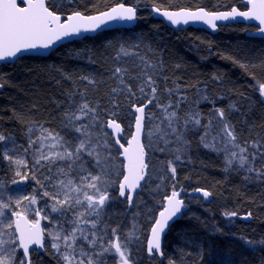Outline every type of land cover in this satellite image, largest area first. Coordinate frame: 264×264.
I'll return each instance as SVG.
<instances>
[{"label":"snow or ice","instance_id":"snow-or-ice-1","mask_svg":"<svg viewBox=\"0 0 264 264\" xmlns=\"http://www.w3.org/2000/svg\"><path fill=\"white\" fill-rule=\"evenodd\" d=\"M73 2L67 0L69 5ZM60 7L55 0H0V61L50 50L57 42L95 33L112 21L137 19V9L123 3L97 14L64 13ZM246 8L153 11H160L173 25L202 21L213 29L217 20L242 17L257 21L258 32L264 34V0H247ZM141 44L139 38L110 42L114 55L107 78L79 76L85 87L66 90L65 100L53 101L57 114L51 119L36 120L14 111L24 143L13 131L0 129L2 171L5 177L11 173L8 179L0 178V264H38L33 259L38 249L49 253L56 264H109V257L112 264H135L131 245L140 239L138 225L133 222L125 230L120 222L114 224L117 214L109 211V205L122 198L132 207L134 197L139 196L137 189H143L141 182L148 185L154 179L160 181L156 189L167 181L171 191L163 196L162 210L152 220L146 250L150 257L164 258L162 241L170 222L188 215L189 206L181 196L184 189L177 188V169L189 158L193 140L218 156L223 154L224 172L243 170L264 180V115L259 123L249 122L252 104L247 110H242V101L229 100L224 106L219 101L227 97L213 94L207 82L182 84L180 77H168L163 60L157 63L140 54ZM250 75L264 98V79ZM65 79L71 77L65 74ZM211 79L221 77L214 74ZM6 83L0 74V89ZM102 87L107 90L96 97ZM240 95L247 99L244 93ZM234 113H239L235 121ZM127 117L134 131L122 135ZM57 120L58 129L51 126ZM154 159L159 160V167L152 163ZM29 181L30 192L22 187ZM192 191L204 200L213 196L205 188ZM223 215L232 218L238 212L224 210ZM251 216L249 211L243 219ZM42 221L46 222L43 226ZM242 239L255 247L253 241ZM168 264L178 262L169 257Z\"/></svg>","mask_w":264,"mask_h":264},{"label":"trees","instance_id":"trees-1","mask_svg":"<svg viewBox=\"0 0 264 264\" xmlns=\"http://www.w3.org/2000/svg\"><path fill=\"white\" fill-rule=\"evenodd\" d=\"M244 1L74 0L69 5L67 0H55L61 5L59 10L64 13L79 10L94 14L118 3L134 6L138 10L137 24L131 29L103 31L95 37L66 43L47 57L25 56L15 63L1 65L0 74H4L7 83L0 92V129L13 131L24 143L22 125L13 118L14 111L24 112L36 120L51 119L57 114L53 101L65 100L66 90H83L85 87L86 82L81 81L79 76L107 78L114 55L110 42H134L138 38L142 40L138 49L140 54L157 63L163 60L165 75L180 77L179 82L182 84L207 82L213 94L223 93L227 97L219 101L221 105L226 106L229 100L242 101V110H247L248 105L252 104L249 122L255 120L259 123L264 115V104L250 73H255L256 79H264V39L246 36V32L252 31L254 27L234 23L219 27L215 34L191 27L172 29L149 12L153 6L169 10L203 8L209 12L232 7L244 10ZM241 64L249 65L248 70L242 68ZM65 74L71 79H65ZM214 74L221 79L213 81L211 78ZM168 83L171 84V79ZM106 90V87H102L96 97L103 95ZM241 93L247 99L242 100ZM121 101L124 102L123 98ZM201 107L207 109L210 106ZM238 118L239 113H234L233 120ZM129 119H123L124 135L131 132ZM51 126L58 129V120ZM155 155L160 157L161 154ZM155 160L159 167V160ZM223 167V154L218 156L199 147L193 140L189 158L178 166L177 188L185 191L205 188L211 190L213 196L209 201L185 197L189 206L188 215L170 226L163 242L165 256L162 260L147 256L145 242L153 218L162 209L160 204L163 196L171 191L170 184L165 181L162 188L156 189L155 185L160 182L158 179L148 185L144 183L129 212L121 199L109 205V211L117 214L113 219L114 224L120 222L125 230L133 222L138 225L140 239L134 240L131 245L135 264H168L169 257L178 264H264V245L260 244L264 240V180L243 170L226 173ZM0 169L4 174L2 162ZM245 176L251 179L246 180ZM197 200L201 203H197ZM224 210H235L238 215L227 218L223 215ZM249 211L252 212L251 218L243 219ZM242 238L253 241L255 247L249 246ZM33 259L38 264H56L44 251L34 255ZM108 259L109 264H112V258Z\"/></svg>","mask_w":264,"mask_h":264},{"label":"water","instance_id":"water-1","mask_svg":"<svg viewBox=\"0 0 264 264\" xmlns=\"http://www.w3.org/2000/svg\"><path fill=\"white\" fill-rule=\"evenodd\" d=\"M246 4H247V0H245L243 2V5L245 7H246ZM116 5H114V6H116ZM114 6H112V7H114ZM125 6H128V5H125ZM110 8L107 9V10H110ZM154 8L155 9H159L157 7H154V6L153 7H150L149 8V12L152 14V16L154 18H156V19H159V20L163 21L169 28H172V29H176V28L185 29V28L191 27V28H196V29H203V30H205V31H207V32H209L211 34H215V33H217L218 28L221 27V26H225V25H229V24H234V23H240V24H243V25H246V26H252V27H254V29L252 31L246 32V36L247 37L256 38V39H264V34H261V33L258 32V22L257 21H254V20H245L242 17L229 18L227 20H217V21L214 22L216 24V28L215 29H213L212 27H210L208 24L203 23L202 21H189L187 24L181 23V24H178V25H173V24H171L170 21L167 20L166 17H163L160 14V11L169 10V9H159L160 11H153ZM182 9L183 10H192V11H194V10H198V9H201V8H198V9H185V8H182ZM182 9L169 10V11H179V10H182ZM230 10L231 9L224 10V11H230ZM239 10H241V9H239ZM244 10H247V8H245ZM215 12H223V11H215ZM94 14H97V13H94ZM137 19H138V10H137ZM137 19L134 22H131V23H129V22L112 21V22H109L106 25H102L101 28L100 29H97V31L95 33H82L79 37L66 38L62 42H57L55 45H53V47L50 50H40V51L27 52V53H24L23 54V57H25V56L47 57L53 50L57 49L59 46L64 45L66 43H69V42H72V41L81 40V39H83L85 37H95L97 34L103 32V31H110V30L118 29V28L119 29H131V28H133L137 24ZM18 59L9 60V61H6V62L0 61V66L1 65H4V64H12V63H15ZM1 91H2V89H0V92ZM262 99H264V98H262ZM109 131H111V130H109ZM132 131H134V127L131 128V132ZM122 135H124V134H122ZM124 143L126 145V141ZM120 160L123 163H126V161H123V157L122 156L120 157ZM141 184L143 185L144 184V181H142ZM140 191H141V189H137V192L138 193ZM181 196L184 199H185V197L201 198V199H203L200 196L199 193L193 192L192 190H190V191H185L184 190L183 192H181ZM120 199L122 200V198H120ZM134 200H135V197H134ZM209 200H210V197L208 198V200H205V201H209ZM133 203H134V201H133ZM130 209H131V207H128V205H127V212H129ZM158 215H159V212L157 213L156 218H158ZM177 221H175V222H177ZM175 222H170V226L172 224H174ZM168 230H166L165 235L167 234ZM165 235L163 237L162 247H163V242H164ZM149 237H150V230H149V233H148L147 238H149ZM147 238H146V241H147ZM33 247L35 248V246H33ZM145 250H146V242H145ZM42 252H43V250H39V249L37 250V253H42ZM146 254H147L148 257H150L148 255V253H147V250H146ZM157 259L158 260H162L163 258H160V257L157 256Z\"/></svg>","mask_w":264,"mask_h":264},{"label":"rangeland","instance_id":"rangeland-1","mask_svg":"<svg viewBox=\"0 0 264 264\" xmlns=\"http://www.w3.org/2000/svg\"><path fill=\"white\" fill-rule=\"evenodd\" d=\"M126 140H124V142H125ZM152 163H154V164H156V160L154 159L153 161H152ZM157 165V164H156ZM3 168H4V163H3ZM11 176V173H9L8 174V177H5L4 176V174H2L1 173V169H0V178H3V179H8L9 177ZM17 179H19L18 177H17ZM30 185H31V181H29L27 184H25V185H22V187H24L26 190H28L29 192L31 191V187H30ZM16 186H11L10 187V191H11V189L12 188H15ZM46 222H44V221H42V226L45 224Z\"/></svg>","mask_w":264,"mask_h":264}]
</instances>
